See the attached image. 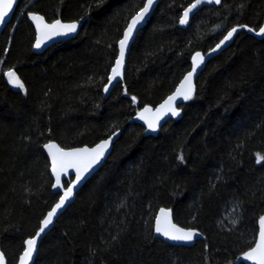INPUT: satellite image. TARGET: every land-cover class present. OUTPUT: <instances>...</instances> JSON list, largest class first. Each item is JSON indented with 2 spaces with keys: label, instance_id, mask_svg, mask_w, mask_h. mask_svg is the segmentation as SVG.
<instances>
[{
  "label": "trees",
  "instance_id": "trees-1",
  "mask_svg": "<svg viewBox=\"0 0 264 264\" xmlns=\"http://www.w3.org/2000/svg\"><path fill=\"white\" fill-rule=\"evenodd\" d=\"M145 1L19 0L1 32L0 247L8 264L58 198L43 144L93 146L116 131L109 157L40 242L33 264H234L253 246L264 215V161L257 163L264 155V39L235 35L206 63L181 118L155 137L129 121L172 93L193 54L233 28L258 30L264 0H222L185 30L178 22L194 0H160L131 46L123 83L104 97L118 41ZM27 11L81 28L35 54ZM9 70L24 89L11 88ZM161 208L202 240L182 247L156 238Z\"/></svg>",
  "mask_w": 264,
  "mask_h": 264
},
{
  "label": "snow or ice",
  "instance_id": "snow-or-ice-1",
  "mask_svg": "<svg viewBox=\"0 0 264 264\" xmlns=\"http://www.w3.org/2000/svg\"><path fill=\"white\" fill-rule=\"evenodd\" d=\"M14 2L15 0H0V24L5 23V18L12 10ZM154 2L155 0H147L145 6L132 18L131 23L127 26L123 39L119 41V56L116 59L115 66L111 70L112 74L109 77L110 80H115L117 77L122 78L125 54L129 41L132 39L133 32L137 30V26L148 15ZM203 3L220 4L221 0H195V2L184 11L183 17L180 19V23L186 24L189 19V14ZM31 19L36 23V27L39 32V36L35 44L36 48H40L42 44L51 40L53 37L67 36L71 33H75L78 28V23H62L59 19H57L54 23L48 24L45 23L42 16L36 14H32ZM237 30V28H233L229 31L224 40H230ZM248 31H253V29L248 28ZM256 34L264 35V27H261ZM223 43L224 41H221V44ZM219 46L220 45H217V47ZM192 61V71L184 77V80L180 84L179 88H177L176 92L172 96H169L159 108L155 109V112H153L152 108L145 107L143 111L139 113L138 118L144 120L150 130L156 131L160 120L168 113H171L172 116L179 115V111L175 106L177 98L182 97L184 100L192 99L194 91L192 78L196 73V70L203 63L204 57L197 52L195 56L192 57ZM5 75L8 78V82L13 87L24 89L23 82L14 70H9L5 73ZM104 91L107 92L108 88L106 87ZM132 100L135 102L136 97L133 96ZM111 142V138H109L92 148L83 147L71 150H65L61 146L52 142L45 144L43 147L47 150L48 155L51 158V171L55 176V184L53 187H62L61 176L67 175L69 169H73L75 171L76 183H79L84 175L101 161ZM180 159L183 160V156H181ZM261 161H264V155L258 154L257 163H260ZM74 187L75 184L66 188L63 195L60 197L59 202L43 219L41 227L35 237L30 238L25 242L26 248L23 255L20 257V264H29L32 260L33 254L37 250L38 239L41 237V234L48 229L49 225L52 224L53 218L57 215L58 210L63 208L66 202L71 198ZM259 223L260 231L258 239L255 242V246L243 254V260L250 261L251 264H264V216L260 217ZM155 232L167 240L176 242H192L193 239L199 235V233L194 230H185L184 228L178 227L175 223H173L171 210H166L164 208L160 209V213L156 217ZM0 264H5L4 255L2 253H0Z\"/></svg>",
  "mask_w": 264,
  "mask_h": 264
},
{
  "label": "water",
  "instance_id": "water-1",
  "mask_svg": "<svg viewBox=\"0 0 264 264\" xmlns=\"http://www.w3.org/2000/svg\"><path fill=\"white\" fill-rule=\"evenodd\" d=\"M19 0H15L14 4H13V7H12V10L9 12V15L5 18V23L3 24H0V35H1V32L4 30V28L8 25V23L11 21L12 17H13V14L15 12V8L17 6V3H18ZM160 0H155L152 8L149 10V13L148 15L145 17V19L137 26V30L133 32V36H132V39L129 41V44H128V48L126 50V54H125V61H124V67H123V70H122V78L121 77H117L115 80H110L109 77L111 76V70L112 68L115 66V62H116V59L118 58L119 56V41L121 39H123V35H124V32L126 31L127 29V26L131 23V20L132 18L145 6V4L147 3V0L145 1L143 7L129 20L123 34H122V37L120 38V40L118 41V44H117V57L115 59V62H114V65L113 67L110 69L109 71V74H108V77H107V84L105 85L104 89L107 87L108 88V91L105 92L104 89H103V95L104 97H108L109 93L112 91V89L117 85V84H121L123 83V79H124V73H125V67H126V63H127V58H128V55H129V51L131 49V46L133 45V43L135 42V39L138 35V33L146 26V24L150 21L153 13L155 12V9H156V6L158 4ZM195 0L193 2H191L187 7H185V9L182 11L181 13V16H180V19L183 17V14H184V11L192 4L194 3ZM222 2V0H221ZM221 4V3H220ZM220 4H216V3H203L201 5H199L196 9H194L192 11V13L189 14V19H188V22L186 24H181L180 23V19H179V22H178V26L180 29L182 30H185L192 18L203 8H208V7H213V6H219ZM32 14H36V15H39L35 12H30V11H27L26 12V19L27 21L29 22V24L32 26L33 30H34V34H35V38H34V42H33V45H32V51L33 53L35 54H43L44 52H46L48 49L52 48L53 46L57 45V44H61V43H66L72 39H74L78 33H79V30L81 28V23L79 22H63L61 21L62 23H78V28H77V31L75 33H71L67 36H58V37H53L51 40H48L46 41L44 44L41 45L40 48H36L35 47V44H36V41H37V38L39 36V32L37 30V27H36V23L31 19V15ZM41 16V15H39ZM45 21V19H44ZM56 21V20H55ZM55 21L53 22H46L45 23H48V24H51V23H54ZM261 27H264V21L263 23L261 24L260 28ZM238 30L237 32L233 35V37L230 39V40H224V38L227 36L228 33L225 34V36L219 41L218 44H216L212 49H210L209 51L205 52V53H201L199 52L203 57H204V61L203 63L200 65V67L196 70V73L193 75V78H192V85H193V88H194V91H193V96L196 92V80L198 78V76L201 74V72L203 71L206 63L211 60L212 58H214L215 56H217L221 51H223L224 49H226L228 46H230L234 40V36L239 34L241 31H245L247 32L249 35H251L252 37H254L255 39L257 40H262L264 39V35H257L256 33L259 31L256 30V31H248V28L247 27H236ZM231 31V30H230ZM221 41H224L223 44H221ZM217 45H220L219 47H217ZM196 54V53H195ZM195 54L192 55L195 56ZM192 57H191V60H190V69L189 71L182 77V79L179 81V83L177 84V86L175 87V89L172 91L171 94H169L163 101H161L156 107L152 108L153 109V112H155V109L159 108L161 104H163L169 96H172L177 88H179L180 84L182 83V81L184 80V77L192 71V67H193V61H192ZM192 96V97H193ZM189 100H184L182 97L180 98H177V100L175 101V106L177 107L178 111H179V115L178 116H172L171 113H168L167 115H165L159 122V126L157 128L156 131H152L148 128V125L145 123L144 120H141L139 119V113L143 111V109L145 107H143L142 109H140V111L134 116L131 118V120L129 121V123H134V124H137L139 126H141L144 130V136H151V137H155L157 135V133L159 132V130L161 129V127L167 123L168 121H171V120H179L181 118V115H182V111H181V106L184 105L185 103H187ZM148 107V106H146ZM119 134H120V131H116L115 133L111 134L109 137L99 141L97 144L101 143L102 141L104 140H107L109 138H111V144L109 145V148L107 150V152L105 153L104 157L101 159V161L95 165L88 173H86L84 175V177L79 181V183H76V173L73 169H69V172L67 175H62L61 176V184H62V187L60 188H55L53 187V185L55 184V176L54 174L52 173L51 171V158L49 157L48 155V152L47 150L43 147L45 144L49 143V142H52V143H55L57 144L56 142L54 141H49V142H46L45 144H43L42 146V151L45 155V157L47 158V161H48V165H49V173H50V177H51V180H52V186H51V193L53 195H57L58 198L56 200V202L50 207V209L46 212V214L44 215L43 219L47 216L48 212L52 210V208L55 207V205L59 202L60 200V197L63 195L64 191L66 190V188L72 186L73 184H75V187L73 188V193H72V196L71 198L66 202L65 206L61 209L58 210L57 212V215L53 218V222L51 225H49L48 229L45 230L44 233L41 234V237L38 239V242H37V250L36 252H34L33 254V257H32V260L29 262V264H33L34 263V260H35V257H36V254H37V251H38V248H39V245H40V242L43 240V238L47 235V233L53 228L54 224H55V221L58 219V217L67 209V207H69L74 199H75V196L76 194L78 193V191L83 187V185L103 166L104 162L106 161V159L109 157L110 153H111V150H112V147H113V144L116 142V140L118 139L119 137ZM97 144L93 145V146H82V147H76V148H83V147H88V148H92V147H95ZM58 145V144H57ZM71 149H75V148H71ZM71 149H65V150H71ZM66 183V185H65ZM165 209V208H164ZM166 210H169V209H166ZM160 213V209L157 211L156 213V216H155V219H154V226H153V232H154V235L156 238L160 239L161 241H163L164 243L166 244H169V245H172V246H182V247H191L195 244V242L199 241V240H202L203 236L196 230L194 229H186L184 228L185 230H194L196 231L197 233H199L198 236H196L192 242H176V241H170V240H167L166 238H164L163 236L157 234L155 232V221H156V217L159 215ZM264 216V215H263ZM42 219V221H43ZM172 220H173V217H172ZM260 220V219H259ZM259 220L257 221V234H256V238H255V242L256 240L258 239V234H259V231H260V223H259ZM42 221L40 222V225H39V228L41 227V224H42ZM174 223V221H173ZM178 226V225H177ZM179 227V226H178ZM39 228L37 229V231L35 232V234L30 237V238H33L35 237L36 233L38 232ZM182 228V227H181ZM28 238V239H30ZM26 239L23 243V250L21 252V254L19 255L18 259L16 260L15 264H20V257L23 255V252L26 248V241L28 240ZM255 242L253 244L252 247L255 246ZM251 247V248H252ZM250 248V249H251ZM249 249V250H250ZM247 250V251H249ZM246 251V252H247ZM0 253L1 252V247H0ZM245 253V252H244ZM243 253V254H244ZM3 254V253H2ZM243 254H241L240 256L237 257V259L235 260L234 264H251L250 261H245L243 260ZM4 259H5V264H8L7 263V260L4 256Z\"/></svg>",
  "mask_w": 264,
  "mask_h": 264
},
{
  "label": "rangeland",
  "instance_id": "rangeland-1",
  "mask_svg": "<svg viewBox=\"0 0 264 264\" xmlns=\"http://www.w3.org/2000/svg\"><path fill=\"white\" fill-rule=\"evenodd\" d=\"M9 83V82H8ZM9 85L11 86V88H13V89H15V90H22V89H19V88H15V87H13L10 83H9ZM230 217V216H229ZM229 217H227V218H229ZM227 218H225V219H227Z\"/></svg>",
  "mask_w": 264,
  "mask_h": 264
}]
</instances>
